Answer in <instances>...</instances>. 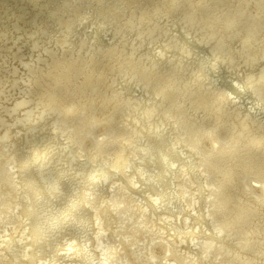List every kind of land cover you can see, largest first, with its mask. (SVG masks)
I'll list each match as a JSON object with an SVG mask.
<instances>
[{
  "label": "bare ground",
  "instance_id": "bare-ground-1",
  "mask_svg": "<svg viewBox=\"0 0 264 264\" xmlns=\"http://www.w3.org/2000/svg\"><path fill=\"white\" fill-rule=\"evenodd\" d=\"M0 264H264V0H0Z\"/></svg>",
  "mask_w": 264,
  "mask_h": 264
}]
</instances>
